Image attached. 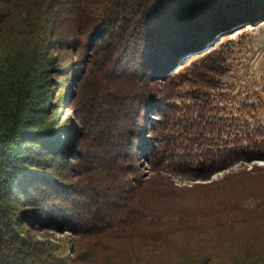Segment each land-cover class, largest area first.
Returning a JSON list of instances; mask_svg holds the SVG:
<instances>
[{"label": "trees", "instance_id": "obj_1", "mask_svg": "<svg viewBox=\"0 0 264 264\" xmlns=\"http://www.w3.org/2000/svg\"><path fill=\"white\" fill-rule=\"evenodd\" d=\"M263 18L264 0H0V264H264V167L244 166L264 127L225 86Z\"/></svg>", "mask_w": 264, "mask_h": 264}, {"label": "rangeland", "instance_id": "obj_2", "mask_svg": "<svg viewBox=\"0 0 264 264\" xmlns=\"http://www.w3.org/2000/svg\"><path fill=\"white\" fill-rule=\"evenodd\" d=\"M236 34L238 35L234 37V43L227 51V63L230 64V71L225 76L227 77L225 86L228 87V95L234 98L231 107L234 111L245 110L246 114L252 112L256 116V118H252V121H260L264 127V18L256 21L254 25H245L243 32L239 31ZM226 38L228 36L218 37L217 43L221 44ZM193 58V55L185 56L182 59V66ZM67 101L68 98L62 107V116L66 122H69L72 119V111L67 106ZM252 165L264 167V160H255L244 166L249 169ZM240 168V166H236L232 171ZM230 171L215 173L208 180L220 179ZM177 182L182 184L181 180H177ZM36 232L39 237H47L53 241L62 243L69 241L68 232L55 233L49 230ZM260 250L264 252V248Z\"/></svg>", "mask_w": 264, "mask_h": 264}]
</instances>
